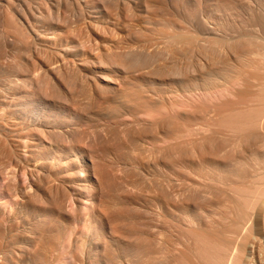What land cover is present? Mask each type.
Here are the masks:
<instances>
[{
    "label": "bare ground",
    "instance_id": "6f19581e",
    "mask_svg": "<svg viewBox=\"0 0 264 264\" xmlns=\"http://www.w3.org/2000/svg\"><path fill=\"white\" fill-rule=\"evenodd\" d=\"M0 264H264V0H0Z\"/></svg>",
    "mask_w": 264,
    "mask_h": 264
},
{
    "label": "rangeland",
    "instance_id": "374dc122",
    "mask_svg": "<svg viewBox=\"0 0 264 264\" xmlns=\"http://www.w3.org/2000/svg\"><path fill=\"white\" fill-rule=\"evenodd\" d=\"M24 155V154H23Z\"/></svg>",
    "mask_w": 264,
    "mask_h": 264
}]
</instances>
